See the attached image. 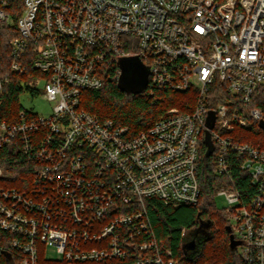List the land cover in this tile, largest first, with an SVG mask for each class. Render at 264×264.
<instances>
[{"label": "built area", "instance_id": "1", "mask_svg": "<svg viewBox=\"0 0 264 264\" xmlns=\"http://www.w3.org/2000/svg\"><path fill=\"white\" fill-rule=\"evenodd\" d=\"M13 25L11 70L36 72L28 84L43 82L53 108L0 123V150L37 162L24 189L2 184L0 167V230L11 237L0 264H180L147 199L199 203L207 131L217 174L248 177L245 193L233 181L216 194L243 263L264 264V146L238 132L264 121V0H0V27ZM129 56L149 68L144 90L193 91L191 109L132 133L83 108V92L118 82Z\"/></svg>", "mask_w": 264, "mask_h": 264}, {"label": "trees", "instance_id": "2", "mask_svg": "<svg viewBox=\"0 0 264 264\" xmlns=\"http://www.w3.org/2000/svg\"><path fill=\"white\" fill-rule=\"evenodd\" d=\"M18 35L16 25L0 27V123L3 120L16 122L24 110L20 95L31 91L30 81L37 75L30 70L19 74L11 70V40ZM196 100L193 91L178 93L160 91L154 95L146 90L128 92L119 81L106 80L99 90H86L82 95V107L103 119H112L119 125L128 126L138 133L152 126L169 108L178 107L187 112ZM30 113L29 110H25ZM239 138L258 146H264V128L257 121L238 130ZM208 143L202 141L198 179L201 188L200 201L196 205H165L151 197L147 205L158 238L179 258L180 264H244L236 248L231 246V231L225 208L216 206L215 196L220 187L233 181L242 192L250 186L246 173L235 168L227 178L216 172L215 154H208ZM37 162L28 159L23 152L7 146L0 150V167L8 175L2 183L7 186L28 188ZM232 179V180H230ZM10 234L0 230V244L10 240ZM192 240L195 247L187 245ZM6 264H18L7 262Z\"/></svg>", "mask_w": 264, "mask_h": 264}, {"label": "water", "instance_id": "3", "mask_svg": "<svg viewBox=\"0 0 264 264\" xmlns=\"http://www.w3.org/2000/svg\"><path fill=\"white\" fill-rule=\"evenodd\" d=\"M119 65L121 67L122 73L119 79L120 86L128 92H141L148 84L149 79V68L142 62L138 56L122 57L119 60ZM214 114L210 113L208 118V126L212 128L214 125ZM260 126L264 128V121H260ZM208 143V154L213 151V144L209 138V131H207ZM228 230L231 231V227L228 226ZM231 237V246L236 248L238 242L234 239L233 235ZM189 249L195 247V241L192 240L187 245Z\"/></svg>", "mask_w": 264, "mask_h": 264}, {"label": "rangeland", "instance_id": "4", "mask_svg": "<svg viewBox=\"0 0 264 264\" xmlns=\"http://www.w3.org/2000/svg\"><path fill=\"white\" fill-rule=\"evenodd\" d=\"M43 84V82H32L30 86L31 91L25 90L20 95V102L24 110H29L31 113L48 116L52 113L53 103L44 98L42 94ZM215 202L219 209L227 206L226 198L221 194H217L215 196ZM49 252L53 254V248L49 247Z\"/></svg>", "mask_w": 264, "mask_h": 264}]
</instances>
